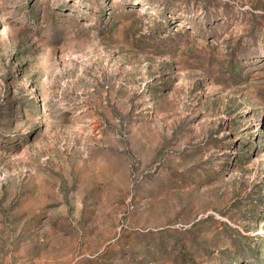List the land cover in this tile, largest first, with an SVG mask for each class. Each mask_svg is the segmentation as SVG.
I'll return each mask as SVG.
<instances>
[{
  "label": "rangeland",
  "instance_id": "rangeland-1",
  "mask_svg": "<svg viewBox=\"0 0 264 264\" xmlns=\"http://www.w3.org/2000/svg\"><path fill=\"white\" fill-rule=\"evenodd\" d=\"M0 264H264V0H0Z\"/></svg>",
  "mask_w": 264,
  "mask_h": 264
}]
</instances>
